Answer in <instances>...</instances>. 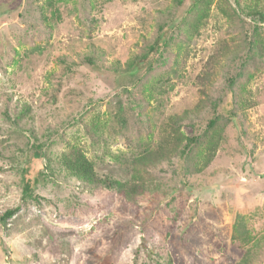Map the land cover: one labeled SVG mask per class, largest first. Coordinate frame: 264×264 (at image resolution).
Here are the masks:
<instances>
[{"label": "rangeland", "instance_id": "374dc122", "mask_svg": "<svg viewBox=\"0 0 264 264\" xmlns=\"http://www.w3.org/2000/svg\"><path fill=\"white\" fill-rule=\"evenodd\" d=\"M197 4L0 0V216L19 208L0 219V264H264V0ZM33 142L60 175L25 201ZM73 149L101 179L138 169L156 190L128 204L86 187L59 172Z\"/></svg>", "mask_w": 264, "mask_h": 264}, {"label": "trees", "instance_id": "16d2710c", "mask_svg": "<svg viewBox=\"0 0 264 264\" xmlns=\"http://www.w3.org/2000/svg\"><path fill=\"white\" fill-rule=\"evenodd\" d=\"M184 1V0H183ZM189 4L188 6L192 9H196L198 7V2L200 0H185ZM206 6L204 9H201V11H205ZM199 12V11H198ZM196 12V13H198ZM253 15L259 16L260 19L264 20V9L262 10H256L251 12ZM202 13H200L201 15ZM251 15L250 13H248ZM199 15V13H198ZM165 27L161 26L160 30L157 34V37L154 41V43L148 48L149 51L146 54H143L141 59H138V61L135 62V66H133L130 69H133L134 67H137L138 69L134 71V73L137 75L140 73L143 69L149 68L152 65V58L151 53L153 51H157L160 47L164 46L165 41L167 40V32L164 30ZM260 41L256 42V47L260 49ZM88 61H90L91 65L99 68L97 64H95V61L92 58H88ZM140 68H139V67ZM215 66V63L212 64V67ZM133 72V71H129ZM125 74V73H124ZM210 76V72L206 71L205 76L203 77V80L205 81L206 77ZM225 106V108H224ZM234 102L228 101L223 105V108L225 111L230 113V110L233 108ZM12 113L6 112L5 115L7 118L11 117ZM13 117L16 119V124L19 125V122L17 121H23V119H26L30 116V107L27 105L21 106L19 112H15L12 114ZM178 119V118H177ZM216 121L211 120L209 122V127H214ZM195 138H190L185 147L181 150V153L184 154L186 150H188L193 143H195ZM161 155L165 154L163 151L160 153ZM26 160L24 162V168L21 171V179H22V193H23V200H32L35 198L34 192L35 187L43 181L46 177L55 178L58 177V172H55V169L51 168V161L48 163V165L43 163V160L46 158V153L43 150V147L41 144H37L33 142L30 146V150L26 153ZM58 169L59 172L65 173L66 175H70L73 178H77L82 181L83 184H86V187H91L92 189L95 188H108L115 192H117L120 197L128 204H135L136 201L140 197H148L150 195V192H153V190H156L154 185L152 186V182L149 181V179L145 178L141 171L136 169L135 175L132 177L131 180L128 181H122L118 179L113 178H105L101 179L95 172L94 163L89 160L85 154H83L81 151H78L76 149H73L72 151L68 152L67 154L62 155L58 160ZM154 163H145L144 167H141L142 172L146 173L148 170L146 169V166L152 165ZM19 211V208H12L8 209L3 215L0 216V219L2 222H6L8 219L12 218L17 212ZM248 260V257H247ZM166 264H174L172 258H168L166 261Z\"/></svg>", "mask_w": 264, "mask_h": 264}]
</instances>
